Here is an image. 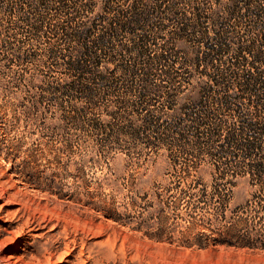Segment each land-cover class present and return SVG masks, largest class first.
Listing matches in <instances>:
<instances>
[{
	"label": "rangeland",
	"instance_id": "rangeland-1",
	"mask_svg": "<svg viewBox=\"0 0 264 264\" xmlns=\"http://www.w3.org/2000/svg\"><path fill=\"white\" fill-rule=\"evenodd\" d=\"M226 2L206 3L218 13ZM102 4L0 0V84L7 86L0 85V264H264V237L237 236L240 224L230 216L208 221L197 213L211 206L199 196L218 193L232 210L253 189L246 176L227 182L229 162L201 146L176 148L172 117L188 90L173 99L174 109L163 97L140 108L138 91L121 83L93 82L94 92L68 85L81 49L72 32ZM253 23L251 15L241 18L230 40ZM174 28L168 22L164 32ZM176 46L182 54L184 44ZM24 79L30 90H16ZM6 94L24 106L4 102ZM151 114L161 118L143 126ZM220 117L221 125L232 123ZM186 167L187 180L197 178L192 185L178 181ZM225 225L237 227L220 234Z\"/></svg>",
	"mask_w": 264,
	"mask_h": 264
},
{
	"label": "trees",
	"instance_id": "trees-1",
	"mask_svg": "<svg viewBox=\"0 0 264 264\" xmlns=\"http://www.w3.org/2000/svg\"><path fill=\"white\" fill-rule=\"evenodd\" d=\"M207 1L103 0L87 25L72 32L81 49L71 59L77 77L68 85L92 92L93 82L109 87L121 83L127 91H138L140 108H145L149 98L163 97L166 108L174 109L173 99L188 90L172 117L174 136L180 141L176 148L192 142L194 147L201 146L207 154L229 162L227 182L246 176L253 189L232 210L228 199L218 193L199 196L196 201L211 206L197 213L208 221L230 216L240 224L237 236L259 239L264 237V0H227L218 13ZM249 15L254 23L244 26L243 33L248 35L231 41L230 27H238L240 19ZM168 22L175 28L167 35ZM177 42L185 46L182 54ZM174 52H179L181 60L172 57ZM78 81L82 83L78 85ZM14 86L29 91L31 82L24 79ZM4 102L24 106L15 95ZM220 114L230 115L232 123L221 125ZM160 118L151 114L143 126ZM202 124L207 128L201 129ZM191 127L196 137L189 139L185 133ZM204 131L209 133L206 140ZM184 171L178 181L197 182V178L187 180L192 172L189 167ZM221 173L219 170V177H223ZM191 200L194 195H189V205L194 204ZM197 204L194 209L200 208ZM237 225L217 231L229 232Z\"/></svg>",
	"mask_w": 264,
	"mask_h": 264
},
{
	"label": "bare ground",
	"instance_id": "bare-ground-1",
	"mask_svg": "<svg viewBox=\"0 0 264 264\" xmlns=\"http://www.w3.org/2000/svg\"><path fill=\"white\" fill-rule=\"evenodd\" d=\"M22 216H23V215H22ZM25 218H26V216H25ZM29 218H30V217H29ZM31 218H32V217H31ZM34 218H35V217H34ZM44 218H45V217H44ZM44 218H43V220H44ZM38 220H40V219H38ZM49 220H50V219H49ZM41 221H42V220H41ZM41 221H40V222H41ZM50 221H51V220H50ZM10 222H11V221H10ZM38 222H39V221H38ZM47 222H48V221H47ZM45 223H46V222H45ZM45 225H46V224H45ZM16 227H17V226H16ZM5 228H6V227H4V229H5ZM35 228H36V227H35ZM1 229H2V228H1ZM25 229H26V228H25ZM38 229H39V228H38ZM21 231H22V229H21ZM2 232H3V231H2ZM9 232L11 233V231H9ZM24 232H25V230H24ZM28 232H29V231H28ZM6 233H7V231H6ZM18 233H19V232H18ZM20 234H21V232H20ZM30 234H31V233H30ZM28 236H30V235H28ZM3 237H4V236H3ZM26 237H27V236H26ZM59 237H60V236H59ZM14 239H15V238H14ZM1 240H2V239H1ZM36 240H37V239H36ZM74 240H75V239H74ZM5 242H6V240H5ZM7 242H8V241H7ZM2 243H3V242H2ZM2 243H1V246H3ZM9 243H10V242H9ZM25 243H26V242H25ZM52 243H53V242H52ZM55 243H56V242H55ZM60 243H61V242H60ZM68 243H69V242H68ZM23 244H24V242H23ZM50 244H51V243H50ZM58 244H59V243H58ZM66 244H67V243H65V245H66ZM74 244H75V243H74ZM27 245H28V244H27ZM27 245H25V246H27ZM30 245H32V244L30 243ZM30 245H29V246H30ZM56 245H57V244H56ZM38 246H39V245H38ZM42 246H43V245H42ZM33 247H34V246H33ZM46 247H47V246H46ZM46 247H45V248H46ZM51 247H52V246H51ZM75 247H76V246H75ZM23 248H24V247H23ZM35 248H36V247H35ZM49 248H50V247H49ZM56 249H57V248H56ZM2 250H3V248H2ZM6 250H7V249H6ZM36 250H37V249H36ZM66 250H67V249H66ZM13 251H14V250H13ZM52 251H53V250H52ZM80 251H82V249L79 250L78 253H79ZM16 252H17V251H16ZM64 252L66 253V251H64ZM13 253H14V252H13ZM48 253H49V252H48ZM48 253H47V254H48ZM54 253H55V252H54ZM14 254H15V253H14ZM79 254H81V252H80ZM79 254H78V256H79ZM81 255H82V254H81ZM81 255H80V257H82ZM83 255H84V254H83ZM10 256H11V255H10ZM13 256H14V255H13ZM13 256H11V257L13 258ZM18 256H20V255H18ZM36 256H39L38 253H37ZM42 256L45 257V255H42ZM48 256H49V258H50V255H48ZM65 256H66V255H65ZM15 257H16V255H15ZM20 257H21V256H20ZM8 258H10V257H8ZM17 258H18V257H17ZM17 258H16V259H17ZM37 258H38V257H37ZM46 258H47V257H45V259H46ZM35 259H36V258H35ZM39 259H41V257H40ZM59 259H60V258H59ZM82 259H83V258H82ZM13 260H15V259H13ZM19 260H20V259H19ZM21 260H22V259H21ZM49 260H52V259H49ZM63 260H64V259H63ZM31 261H32V260H31ZM31 261H29V262H31ZM34 261H35V260H34ZM37 261H39V263H40V262H43V261H40V260H37V259H36V262H37ZM67 261H68V260H67ZM67 261H66V262H67ZM8 262H10V261H8ZM63 262H64V261H63ZM70 262H71V260H70ZM75 262H77V261H75ZM75 262H74V263H75ZM79 262H80V260H79ZM84 262H86V261L84 260ZM84 262H83V264H84ZM4 263H5V262H4ZM20 263H21V262H20ZM31 263L33 264V261H32ZM48 263H49V262H48ZM50 263H51V261H50ZM67 263H69V262H67ZM74 263H73V264H74ZM8 264H9V263H8ZM22 264H26V263H22ZM37 264H38V263H37ZM52 264H53V263H52ZM76 264H77V263H76ZM78 264H79V263H78ZM93 264H94V262H93Z\"/></svg>",
	"mask_w": 264,
	"mask_h": 264
}]
</instances>
